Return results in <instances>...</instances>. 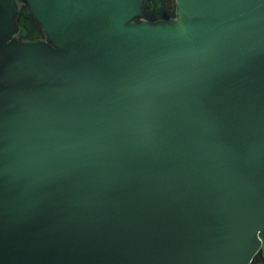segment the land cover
Returning a JSON list of instances; mask_svg holds the SVG:
<instances>
[{
    "label": "water",
    "instance_id": "obj_1",
    "mask_svg": "<svg viewBox=\"0 0 264 264\" xmlns=\"http://www.w3.org/2000/svg\"><path fill=\"white\" fill-rule=\"evenodd\" d=\"M0 0V264L264 254V0Z\"/></svg>",
    "mask_w": 264,
    "mask_h": 264
},
{
    "label": "trees",
    "instance_id": "obj_2",
    "mask_svg": "<svg viewBox=\"0 0 264 264\" xmlns=\"http://www.w3.org/2000/svg\"><path fill=\"white\" fill-rule=\"evenodd\" d=\"M26 5L22 4L20 6V10L18 14V22L20 25V31L16 37H19V39L24 40V41L40 39V36H39L40 34H38V32H39L41 25L37 22V20L33 16L29 6L27 5L28 6L27 7ZM41 33H43V29ZM35 35H38V36H35Z\"/></svg>",
    "mask_w": 264,
    "mask_h": 264
},
{
    "label": "flooded vegetation",
    "instance_id": "obj_3",
    "mask_svg": "<svg viewBox=\"0 0 264 264\" xmlns=\"http://www.w3.org/2000/svg\"><path fill=\"white\" fill-rule=\"evenodd\" d=\"M144 10L146 19L150 16H156L159 21L164 20V14H169L171 19L176 16V1L175 0H146Z\"/></svg>",
    "mask_w": 264,
    "mask_h": 264
},
{
    "label": "rangeland",
    "instance_id": "obj_4",
    "mask_svg": "<svg viewBox=\"0 0 264 264\" xmlns=\"http://www.w3.org/2000/svg\"><path fill=\"white\" fill-rule=\"evenodd\" d=\"M176 1V0H175ZM19 5L21 6L22 4L23 5H26L25 3H23V2H21L20 0H19ZM27 6V5H26ZM28 7V6H27ZM25 9V8H24ZM176 9H177V7H176ZM40 32V33H39ZM39 32H38V34H40L39 36H40V39H37V40H45L46 39V35H45V33L43 32V33H41L42 32V29H41V27H40V29H39ZM35 36H38V35H35ZM17 38H19V37H17ZM251 264H264V254L263 253H259L257 256H255V258H254V260H253V262L251 263Z\"/></svg>",
    "mask_w": 264,
    "mask_h": 264
}]
</instances>
